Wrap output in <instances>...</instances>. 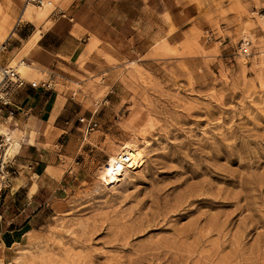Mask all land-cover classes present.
<instances>
[{"label": "rangeland", "instance_id": "1", "mask_svg": "<svg viewBox=\"0 0 264 264\" xmlns=\"http://www.w3.org/2000/svg\"><path fill=\"white\" fill-rule=\"evenodd\" d=\"M225 2L219 18L208 14L182 41L169 43L170 30L155 39L147 54L158 58L120 65L105 53L115 77L72 83L90 108L84 94L99 100L113 83L103 110L110 134L76 129L70 175L0 264H264V0ZM25 3L0 0V40L17 13L41 19L55 0H44L45 9L29 3L28 13ZM117 36L122 51L138 40L131 30ZM23 51L9 63L32 68ZM184 54L192 57L183 62ZM6 126L21 145L26 124L0 123L3 133ZM130 139L143 166L106 183L105 160Z\"/></svg>", "mask_w": 264, "mask_h": 264}, {"label": "crops", "instance_id": "2", "mask_svg": "<svg viewBox=\"0 0 264 264\" xmlns=\"http://www.w3.org/2000/svg\"><path fill=\"white\" fill-rule=\"evenodd\" d=\"M226 4L225 0H55L41 19H20L17 13L1 61H9L22 49L23 60L32 65L25 78L52 81L49 87L25 82L11 95L15 109L5 122L23 121L27 130L19 151L4 163L13 173L3 180L6 173L0 171V256L5 248L20 242L31 229L33 216L70 175L72 166L67 159L73 152L67 146L76 129L83 128L78 116L97 122L89 135H99V131L110 134L112 123H108V114L103 110L111 104L113 83L99 100L92 93L84 94L93 108L77 98L81 90L72 83L82 86L93 75L115 77L116 65L106 63L105 53L120 59V65L126 60L158 58L147 54L155 39L170 30L168 42H180L191 26L204 25L208 14L219 18L220 7ZM129 30L136 33L139 43L137 40L133 47L122 51L117 34ZM36 32L37 38L27 46ZM132 52L136 54L131 58ZM189 57L192 55L184 54L181 60L185 62ZM44 73L47 76H39Z\"/></svg>", "mask_w": 264, "mask_h": 264}, {"label": "built area", "instance_id": "3", "mask_svg": "<svg viewBox=\"0 0 264 264\" xmlns=\"http://www.w3.org/2000/svg\"><path fill=\"white\" fill-rule=\"evenodd\" d=\"M35 4H42L43 0H29ZM5 48V40H0V120H7L11 118L14 113L15 106L12 103V92L24 85L25 82H28L31 86H45L49 87L51 85L52 79H43V80H28L25 76L18 70L16 65L10 64L9 61H1V53ZM79 121L83 124L84 131L87 132L97 125L95 120L91 118H86L84 116H78ZM2 145V134H0V147ZM127 155L124 153H118L117 157L110 162L109 158L105 160L104 163H107V167L115 170L126 160ZM5 161L2 162L0 159V171L2 174V179H8L7 174L13 173L12 169L7 168L4 165Z\"/></svg>", "mask_w": 264, "mask_h": 264}, {"label": "bare ground", "instance_id": "4", "mask_svg": "<svg viewBox=\"0 0 264 264\" xmlns=\"http://www.w3.org/2000/svg\"><path fill=\"white\" fill-rule=\"evenodd\" d=\"M29 3H31L33 6H35L37 8H41V9H45V7H47L46 4H44V0H43V3L40 5L39 4L37 5L35 3L33 4L32 1L26 0V3L24 4L25 5L24 6V12L28 13L29 6L31 5ZM46 9H48V8H46ZM15 64H16L17 68L19 67L22 70L23 69H27V70L31 69V68H28L29 67L28 63H25L24 61H21V60L17 61ZM0 123L5 124V122H1V120H0ZM6 130H7V132L3 133V130L0 129V134H2V144L4 145L3 151H2V153H0V159L2 160V162L6 161L7 158L12 157L15 153H17L19 151V148H20V141H18L17 139H12L14 131L12 129H7V128H6ZM138 145L135 142V140H133V139L127 140L120 145L119 151L116 153V155L111 156L109 158L110 162H112V160L114 158H116L118 153H120V152L127 155L124 163H122L115 170H112L111 168L107 167V163L104 164V170H105L106 176L103 179L106 181V183H113V182L117 183L121 179L120 176L122 175V171H124V170L129 171V170L137 169V168H140L141 166H143V163L145 162V158H144V154L142 152L141 146L139 147ZM5 146H6V148H5ZM7 154H9L11 156H9ZM33 188L34 187L31 188V191Z\"/></svg>", "mask_w": 264, "mask_h": 264}]
</instances>
